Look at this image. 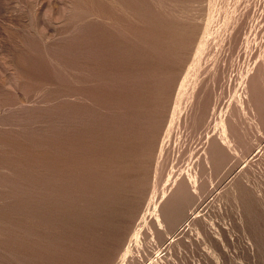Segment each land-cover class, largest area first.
<instances>
[{"label":"rangeland","instance_id":"1","mask_svg":"<svg viewBox=\"0 0 264 264\" xmlns=\"http://www.w3.org/2000/svg\"><path fill=\"white\" fill-rule=\"evenodd\" d=\"M0 264H264V0H0Z\"/></svg>","mask_w":264,"mask_h":264}]
</instances>
